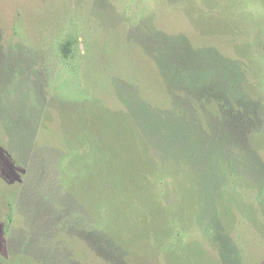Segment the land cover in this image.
<instances>
[{"label": "rangeland", "instance_id": "374dc122", "mask_svg": "<svg viewBox=\"0 0 264 264\" xmlns=\"http://www.w3.org/2000/svg\"><path fill=\"white\" fill-rule=\"evenodd\" d=\"M0 264H264V0H0Z\"/></svg>", "mask_w": 264, "mask_h": 264}, {"label": "trees", "instance_id": "16d2710c", "mask_svg": "<svg viewBox=\"0 0 264 264\" xmlns=\"http://www.w3.org/2000/svg\"><path fill=\"white\" fill-rule=\"evenodd\" d=\"M69 46V43H67L66 44V48ZM67 50V49H66ZM66 50H65V52H66ZM66 54H68V53H66ZM207 82H209V80H207ZM207 82H205V86H202V85H200V84H197V83H192L193 85H195V86H197V88L199 89V90H202L204 87H206V85H207Z\"/></svg>", "mask_w": 264, "mask_h": 264}]
</instances>
